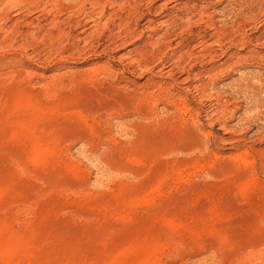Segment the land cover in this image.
<instances>
[{
    "label": "rangeland",
    "instance_id": "374dc122",
    "mask_svg": "<svg viewBox=\"0 0 264 264\" xmlns=\"http://www.w3.org/2000/svg\"><path fill=\"white\" fill-rule=\"evenodd\" d=\"M0 264H264V0H0Z\"/></svg>",
    "mask_w": 264,
    "mask_h": 264
},
{
    "label": "bare ground",
    "instance_id": "6f19581e",
    "mask_svg": "<svg viewBox=\"0 0 264 264\" xmlns=\"http://www.w3.org/2000/svg\"><path fill=\"white\" fill-rule=\"evenodd\" d=\"M59 3V2H58ZM114 4V3H113ZM221 4V3H220ZM176 5V4H175ZM166 6V5H165ZM177 10V9H176ZM131 11V10H130ZM160 12V11H159ZM144 14V13H143ZM165 15V14H164ZM158 16V15H157ZM212 19V18H211ZM153 25V24H152ZM215 27V26H214ZM152 30V29H151ZM217 31H218V29H217ZM221 33V32H220ZM214 37V36H213ZM216 39V38H215ZM223 40V39H222ZM199 43V42H198ZM222 43V42H221ZM217 46V45H216ZM174 47V46H173ZM200 54V53H199ZM175 58V57H174ZM173 58V59H174ZM214 77V76H213ZM214 79V78H213ZM251 84V83H250ZM182 85V84H181Z\"/></svg>",
    "mask_w": 264,
    "mask_h": 264
}]
</instances>
